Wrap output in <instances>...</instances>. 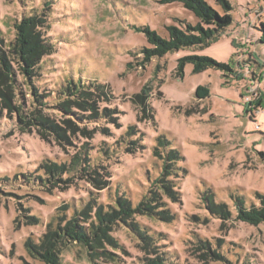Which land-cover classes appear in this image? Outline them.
Here are the masks:
<instances>
[{
	"label": "rangeland",
	"instance_id": "1",
	"mask_svg": "<svg viewBox=\"0 0 264 264\" xmlns=\"http://www.w3.org/2000/svg\"><path fill=\"white\" fill-rule=\"evenodd\" d=\"M45 1L48 27L39 29L52 51L40 59L32 86L18 77L15 102L27 112L37 108L58 129L35 122L21 131L19 116L0 109V264H43L28 239L54 249L60 264H143L154 249H168L170 264H264V221L237 217L239 207L264 199V0H229L232 21L217 40L148 61L141 49L149 44L136 28L167 37L165 26L195 24L181 2L0 0L3 46L15 35L13 24ZM187 55L228 69L193 72L188 63L180 77L177 59ZM68 79L82 82L84 95L61 90ZM197 86L208 95L196 97ZM65 100L68 111L60 106ZM172 151L179 157L166 158ZM43 161L70 171L57 175ZM148 191L155 192L145 200L152 210L171 219L139 208ZM124 200L133 213L98 220L97 207L113 213ZM71 220L90 236L92 225L103 228L100 244H62L60 228Z\"/></svg>",
	"mask_w": 264,
	"mask_h": 264
},
{
	"label": "trees",
	"instance_id": "2",
	"mask_svg": "<svg viewBox=\"0 0 264 264\" xmlns=\"http://www.w3.org/2000/svg\"><path fill=\"white\" fill-rule=\"evenodd\" d=\"M214 1L220 7L221 12H218L204 0H160L163 4L181 2L183 6L191 11V13L197 18V22L195 24L186 23L184 26H165L167 37H161L157 32L150 29L148 26L137 27L136 29L138 31L144 33L149 44L148 47H143L141 49V53H143V60L148 61L151 58L162 57L166 53L179 48L208 45L210 42L217 40L225 28L231 24L232 17L230 11L232 7L229 0ZM48 5V1H45L43 3V7H39V12H35L34 10L30 12L31 14L23 16L18 23H14L13 27L15 29V35L6 45L3 46L1 44L3 42L0 38V109H5L9 113L15 112L16 115L19 116L17 118V122L21 131L31 130L35 122L58 129L57 125L50 120L47 115L42 114L40 110H37V108L33 111L29 110L27 112L23 103L20 105L15 102L16 87L14 86H20L17 83L18 77L21 78L22 84L32 86L31 76L34 74L35 68L37 67L40 59L52 51L53 46L48 40L49 36L41 37L43 32L39 29V27L43 26L48 27V24H46L47 19L43 17L45 16L44 10L48 7ZM258 29L261 33L258 42L264 43V14L262 15V19L259 21ZM188 63L191 64L193 72H200L207 68L228 69L227 64L219 62L209 56L187 55L177 59L176 72L178 76L181 77L183 75V69ZM81 87L82 82L73 81L72 79H68L64 84L62 83L60 85L61 90L65 92H79V94L84 95L81 91ZM19 88L21 89V86ZM61 90H58L59 94H61ZM195 95L200 98L206 97L208 95V89L204 86H197L195 89ZM34 96L40 104L43 96H40L35 92ZM69 102V100L62 101L60 102V106L68 111L71 106ZM75 103L78 102L76 101ZM27 113H29V115H27ZM90 118H95V116L92 115ZM117 125H119L118 122ZM36 131L40 133L37 129ZM82 131L87 132L85 129ZM57 133L63 137V133L60 132V130H58ZM127 134L130 135V131L127 132ZM40 135L42 134L40 133ZM157 140L162 146L167 143V140L163 139L162 136L158 137ZM81 148H84V145L81 146ZM78 156L79 155L76 154L74 158H77ZM258 156L259 159L264 162V151L258 152ZM177 157H179L178 153L172 151V153L168 154L166 158L175 159ZM73 164H75L74 160L72 161V165ZM42 166L47 171H56L57 175L60 174V170L62 169H64L65 173H69L70 171V168L65 164L58 165L55 162L43 161ZM167 166L169 165H166L165 167ZM157 179L160 180V178ZM149 193L155 194L154 191H148L145 195L146 197L139 205V208L140 206L142 207L146 204L148 205L150 213H155L166 219H171L169 215L163 214L165 212L163 210H157L156 212L152 210L155 207H151V205L145 201L146 198H149ZM155 196L156 195H153V197ZM206 197L207 194H204L203 199L207 202V199L209 198L207 197L206 199ZM119 203H121V209L114 211L113 213L104 214L100 207H97L96 217L98 220L103 223L106 220L111 219L115 214L128 216L134 212V210L130 208L128 200H124ZM220 211H222L221 208L217 209V212ZM237 217L244 223L254 225L261 223L264 221V199H261L260 206L256 208L251 207L246 209L239 207ZM73 223L74 220H71L65 228H60L63 236H58V238L62 244H64L63 240L65 238L75 239L82 245L88 246L92 249L100 244L98 232L105 235V230L103 228L98 227L99 230H97V228L91 224V230L94 236H90L86 233L85 227L74 225ZM25 244L40 253L43 264H60L57 253L54 249H51V247L46 246L45 243L36 247L32 245L31 240L28 239ZM51 244L52 248H54L55 243L52 242ZM103 253L107 258L114 261L111 254H107L106 252ZM150 253L154 256L152 258L144 259L143 264H170L168 262L170 258L168 255V249L163 251L154 249Z\"/></svg>",
	"mask_w": 264,
	"mask_h": 264
}]
</instances>
